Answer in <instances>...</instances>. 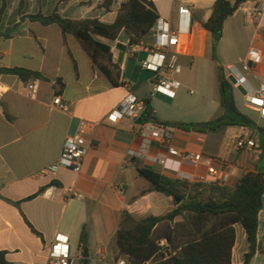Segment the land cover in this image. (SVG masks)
<instances>
[{
	"label": "crops",
	"instance_id": "0c3cea01",
	"mask_svg": "<svg viewBox=\"0 0 264 264\" xmlns=\"http://www.w3.org/2000/svg\"><path fill=\"white\" fill-rule=\"evenodd\" d=\"M125 1L118 0L106 10L102 6L104 0L63 3L60 0H6L8 7L9 4L15 7L16 19L0 30V68L38 71L47 79L35 81L37 94L30 98L27 84L15 76L0 75V252H5L9 264H45V253L56 233L68 237L72 254L74 245L78 244L82 257L83 229L87 259L114 264L109 243L122 211L141 218L161 216L174 208L171 198L159 193L139 196L148 188V183L137 170L148 169L180 180L184 176H203L206 170L202 165L192 166L168 156L167 148L156 142L145 149L139 135L141 126L135 120L124 117L112 124L107 120L108 114L131 92L143 103L150 100L160 122L208 124L221 116L223 109L219 115L202 116L199 121H178L183 119L174 113L180 112L181 107L174 101L181 84H197V69L206 67L208 62H216L228 70L237 63L242 64L251 49L264 56V13L254 24L245 22L240 10L229 17L214 49L213 60L211 36L201 24L209 19L216 0H155L152 4L159 18L166 20L172 30L178 28L179 7L189 9L191 26L181 44L171 47L169 52V57L181 69L172 76L180 84L176 97L169 99L155 94L150 98L152 75L142 70L141 62L147 56L146 50L154 48L152 31L138 46H129L124 31L115 41L103 38L100 41V37H95L110 47L113 62L121 70L123 87L113 88L74 38L67 36L64 43L57 25L43 26L25 17L57 11L63 18L97 19L111 24L119 5ZM225 37L228 43L221 46ZM253 71L264 78V57ZM253 77L257 86L244 78L254 88L264 84L261 78ZM57 79L64 84L60 95L56 94ZM55 96L70 105L69 112L62 113L53 105ZM260 120L264 124V119ZM81 121L89 123L83 134L87 154L81 171L74 173L59 168L54 174L41 175L42 170L58 161L65 139L77 134ZM255 132L242 127L204 132L176 128L171 144L179 150L212 158L215 166L223 165L229 176L226 185L233 186L248 172L264 174L260 164L264 159V141L257 140ZM239 138L252 140L254 147L237 150L235 142ZM129 152L141 156H130ZM161 155L166 156L164 165L153 161ZM206 182L213 183L210 179ZM71 194H80L81 198ZM31 196L34 197L27 200ZM258 221L257 240L264 248V206ZM235 235L231 262L241 264L249 245L241 227H235ZM258 263L264 264V255L256 252L250 264Z\"/></svg>",
	"mask_w": 264,
	"mask_h": 264
},
{
	"label": "trees",
	"instance_id": "16d2710c",
	"mask_svg": "<svg viewBox=\"0 0 264 264\" xmlns=\"http://www.w3.org/2000/svg\"><path fill=\"white\" fill-rule=\"evenodd\" d=\"M60 1L63 3L69 0ZM117 1L104 0L102 6L108 10ZM246 1L216 0L209 19L201 24L211 36L213 60L215 44L222 36L225 21ZM7 8L8 4L4 0L0 4V19ZM25 17L43 26L57 25L64 43L67 36L74 38L97 72L106 77L113 88L123 87L121 70L113 62L110 47L97 41L95 37L115 41L124 31L129 46H138L159 18L154 5L143 0L122 2L111 24L97 19L63 18L57 11L48 15L38 13ZM0 75L15 76L24 84L47 80L38 71L20 67L0 68ZM217 80L223 113L208 123L209 130L221 127H242L250 130L255 123L238 110L232 95V86L221 66L217 68ZM55 86L56 94L60 95L64 84L57 79ZM149 122L171 125L185 131L204 132L195 124L160 122L154 114L150 100H146L136 123L143 125ZM255 131L264 135V129L258 126ZM137 173L148 183V188L140 192L139 196L151 192L159 193L171 198L174 208L161 216L149 215L141 218L122 211L118 228L109 243L115 262L122 259L128 264H232L231 252L235 243L236 226L244 230L249 245L241 264H250L256 252L264 255V248L257 240L258 215L263 209L264 201V174L248 172L235 185L229 186L215 182L172 179L148 169H139ZM175 200H180V203L176 204ZM27 225L38 235L28 223ZM161 240L167 242L171 251L168 257L160 253L158 244ZM80 244L84 250V229L80 234ZM0 264H9L5 252H0ZM81 264H88L83 253Z\"/></svg>",
	"mask_w": 264,
	"mask_h": 264
},
{
	"label": "built area",
	"instance_id": "2783aa9c",
	"mask_svg": "<svg viewBox=\"0 0 264 264\" xmlns=\"http://www.w3.org/2000/svg\"><path fill=\"white\" fill-rule=\"evenodd\" d=\"M147 3H152L155 0H143ZM245 22L254 24L264 13V0H247L239 9ZM191 26V14L186 7H179L178 9V28L172 30L170 24L158 18L152 28V35L154 38V48L146 50L147 56L141 62V68L149 72L152 78L149 82L151 88L150 98L155 94H160L169 99L176 97L177 91L180 87L179 82L172 79V76L180 73V67L176 65L175 60L169 57L171 47H176L181 44L183 36L188 35ZM263 54L256 50L251 49L247 54L246 60L242 63L243 70L252 71L263 60ZM251 63L249 67L248 63ZM229 74L236 81L232 85L235 89L241 86L245 94L244 98L245 107L255 112L260 119H264V84H260L258 88H254L242 76V74L235 67L228 69ZM37 94V85L35 81L27 84V95L30 98H35ZM53 105L62 113L70 111V105L63 101L60 96L53 98ZM144 108V103L139 100L133 93L129 92L117 108L112 110L107 116V120L114 124L118 120L127 117L137 120ZM97 126L99 124H93ZM141 129L139 135L143 140V146L147 149L153 142L167 148V155L178 158L186 164L192 166L202 165L206 173L203 176H184L183 180L188 182L198 181L206 182L208 179L215 183L226 184L229 180L228 174L224 171V166H215L212 158L206 157L199 153H191L179 150L172 146L174 133L176 128L171 125H164L160 123H145L140 125ZM89 123L81 121L76 135L69 136L65 139L60 158L57 162L41 171V175L54 174L57 169L65 168L74 173H79L82 169L84 157L87 154V147L83 141V134L85 133ZM254 142L249 139L239 138L235 142V148L241 150L244 148L254 147ZM143 156L145 155L142 152ZM130 156H141L135 152H129ZM154 162L164 165L166 156L161 155L153 159ZM81 198L80 194H71V197ZM160 253L168 257L171 254L168 244L165 240L159 242ZM73 255L71 246L67 236L61 233H56L52 242L50 243L45 253V264H72ZM116 264H128L124 260H118Z\"/></svg>",
	"mask_w": 264,
	"mask_h": 264
},
{
	"label": "rangeland",
	"instance_id": "374dc122",
	"mask_svg": "<svg viewBox=\"0 0 264 264\" xmlns=\"http://www.w3.org/2000/svg\"><path fill=\"white\" fill-rule=\"evenodd\" d=\"M159 6V4H157ZM15 7L9 4L7 11L4 16L1 17L0 30L4 28L5 25L13 24L16 19ZM31 25L28 23L26 27H30ZM12 30V29H11ZM221 39V38H220ZM219 39V40H220ZM98 40H103L102 38H98ZM228 43V38H223L221 46H226ZM218 42L215 44V48ZM206 67H201L197 69V84H181L177 97L175 99V103L181 107L180 112H175L174 115L178 119V121H199L202 116H217L218 113L222 112V107L220 105V96H219V86L217 80V68L218 64L216 62H208ZM237 70L254 86L258 85V82L254 79V75L260 78L262 77L261 73L245 71L243 70L242 64H235ZM224 73L225 77L228 80L230 76L229 71L225 68ZM264 81V78H261ZM231 85V84H230ZM232 86V85H231ZM232 95L235 101V104L238 110L250 118L255 125L259 128L263 129V122L260 120L258 115L247 109L245 107L244 98L242 94L237 91L232 86ZM257 136V140L264 141V135L260 134L258 131L255 132ZM261 166L264 167V159L261 160ZM78 244L74 245L73 249V261L72 264H81V259L78 253ZM260 263V262H259ZM258 263V264H259ZM88 264H109L96 259H88ZM116 264V263H114Z\"/></svg>",
	"mask_w": 264,
	"mask_h": 264
},
{
	"label": "water",
	"instance_id": "95a60500",
	"mask_svg": "<svg viewBox=\"0 0 264 264\" xmlns=\"http://www.w3.org/2000/svg\"><path fill=\"white\" fill-rule=\"evenodd\" d=\"M22 21H23V19H22ZM248 65H249V67H251V63L250 62L248 63ZM228 82L231 85H234L236 83L235 79L233 77H231V76L228 77ZM236 90L239 91L242 95L245 94V91H244V89L241 86H238L236 88ZM197 128L199 130L206 131V130L209 129V126H208V124H198L197 125ZM251 129L252 130H255L256 129V126L255 125H252L251 126ZM175 202H176V204H179L180 203V200H175ZM263 206H264V201H263ZM83 254H84V258H87L88 254H87V250L86 249H84Z\"/></svg>",
	"mask_w": 264,
	"mask_h": 264
}]
</instances>
